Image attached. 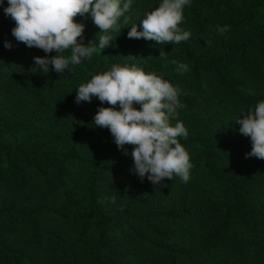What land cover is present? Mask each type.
I'll return each instance as SVG.
<instances>
[{
  "label": "trees",
  "instance_id": "obj_1",
  "mask_svg": "<svg viewBox=\"0 0 264 264\" xmlns=\"http://www.w3.org/2000/svg\"><path fill=\"white\" fill-rule=\"evenodd\" d=\"M161 3L132 0L110 46L58 74L35 68L34 57L55 51L18 42L0 0V264H264V159L246 158L253 142L235 122L264 100V0H190L179 25L188 41L129 38ZM75 21L83 43L98 44L104 33L91 14ZM113 65L179 89L185 107L170 123L189 132L178 138L193 165L188 182L141 181L130 171L135 146L123 154L94 124L101 107L120 105L75 102L81 84Z\"/></svg>",
  "mask_w": 264,
  "mask_h": 264
},
{
  "label": "clouds",
  "instance_id": "obj_2",
  "mask_svg": "<svg viewBox=\"0 0 264 264\" xmlns=\"http://www.w3.org/2000/svg\"><path fill=\"white\" fill-rule=\"evenodd\" d=\"M9 6L4 8L5 15L16 23L12 34L18 42L28 47L43 49L45 53L55 51L56 55L36 56L34 62L37 69L44 73L50 67L58 74L72 71L70 65L91 60L98 50H104L114 40L109 30L120 31L118 21L124 17L128 24L132 0H8ZM190 6V0H162L155 10L147 13L142 20V31L133 24L128 32L129 38H145L160 44H179L188 41L191 32L179 27L184 20L183 9ZM90 13L95 25L104 33L98 44L94 40L83 43L85 25L75 21L78 15ZM229 26H217V32L223 34ZM78 38H80L78 42ZM211 46V41H207ZM4 47L11 49L13 45L5 41ZM70 50V55L64 52ZM168 53L161 49L159 58H166ZM129 57H133L129 55ZM177 72L181 75L190 71L187 64L177 63ZM179 89L155 73L146 74L135 65H113L110 71L97 74L86 84L77 89L75 102L91 101L93 96L109 105H120L122 110L113 107H101L94 117L95 126H103L113 134L115 143L123 154L127 155L125 145H134L132 157L134 168L131 169L141 181L146 174L153 185L166 187L164 178L179 176L186 183L190 179L193 167L188 152L178 138L187 139L189 132L184 123L177 121L172 126L178 110L185 107L178 98ZM141 105L137 110L133 105ZM244 116L235 120L241 125V134L250 137L253 142L252 151L246 158L264 159V100L249 109ZM115 203V197L111 198ZM123 207L120 211H123Z\"/></svg>",
  "mask_w": 264,
  "mask_h": 264
}]
</instances>
